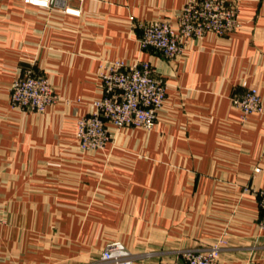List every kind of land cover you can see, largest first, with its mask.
Wrapping results in <instances>:
<instances>
[{
	"label": "crops",
	"instance_id": "obj_1",
	"mask_svg": "<svg viewBox=\"0 0 264 264\" xmlns=\"http://www.w3.org/2000/svg\"><path fill=\"white\" fill-rule=\"evenodd\" d=\"M186 1L67 0L70 15L0 0V264H96L111 240L154 252L134 264H169L219 239L221 264H264V113L231 104L245 83L264 107V0H224L242 28L193 39L173 60L141 48L140 26L175 24ZM117 60L149 63L162 108L150 130L112 128L103 149L83 151L76 121ZM25 74L59 97L44 113L10 104Z\"/></svg>",
	"mask_w": 264,
	"mask_h": 264
},
{
	"label": "built area",
	"instance_id": "obj_2",
	"mask_svg": "<svg viewBox=\"0 0 264 264\" xmlns=\"http://www.w3.org/2000/svg\"><path fill=\"white\" fill-rule=\"evenodd\" d=\"M24 4L40 8L61 5L62 12L78 15L77 10L66 6L67 0H21ZM242 28L237 10L224 0H187L176 16V23L156 21L140 26L139 45L153 49L167 60L181 55L185 45L208 33L218 36L236 32ZM100 73L101 95L91 101L92 112L80 117L75 125L78 146L86 152L103 149L112 139L110 129L125 127L150 130L165 99V84L154 76L147 62L126 63L113 61ZM243 86H246L243 83ZM49 80L44 76L25 74L13 80L9 89V101L13 108L30 113H44L56 103ZM231 104L243 118L262 110L258 91L247 87L232 97ZM258 172V169L256 170ZM260 210L259 224L264 229V186L255 190ZM225 242L219 239L207 247L179 250L176 259L169 264H221L219 254ZM142 255H134L117 241L107 242L98 264H134ZM140 264H145L141 261Z\"/></svg>",
	"mask_w": 264,
	"mask_h": 264
},
{
	"label": "rangeland",
	"instance_id": "obj_3",
	"mask_svg": "<svg viewBox=\"0 0 264 264\" xmlns=\"http://www.w3.org/2000/svg\"><path fill=\"white\" fill-rule=\"evenodd\" d=\"M187 45V44H186ZM186 45H185V47H186ZM184 50H185V48H184ZM29 75H31V74H29ZM241 87H242V89L243 90H241V92H239L238 93V95L239 94H241V93H243V91L245 90V88H246V86H243V83L241 84ZM261 98V97H260ZM239 112V111H238ZM264 113V107H263V105H262V110L260 111V112H258V113H253V114H259V115H262ZM239 114H240V112H239ZM251 115V114H250ZM246 117V116H245ZM244 117V118H245ZM256 170L257 169H255L254 170V172H256ZM258 171H259V169H258ZM111 241H116V240H111ZM111 241H109V242H111ZM118 242V241H117ZM154 252H151V251H144L143 253H142V256H152V254H153ZM134 255H136L135 253H133ZM139 255V254H138ZM99 263V260L96 262V264H98Z\"/></svg>",
	"mask_w": 264,
	"mask_h": 264
}]
</instances>
